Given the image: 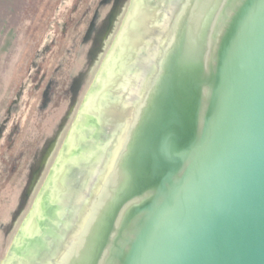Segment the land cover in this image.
Segmentation results:
<instances>
[{
	"label": "water",
	"instance_id": "obj_1",
	"mask_svg": "<svg viewBox=\"0 0 264 264\" xmlns=\"http://www.w3.org/2000/svg\"><path fill=\"white\" fill-rule=\"evenodd\" d=\"M130 1L0 0L1 264H264V0Z\"/></svg>",
	"mask_w": 264,
	"mask_h": 264
},
{
	"label": "flooded vegetation",
	"instance_id": "obj_2",
	"mask_svg": "<svg viewBox=\"0 0 264 264\" xmlns=\"http://www.w3.org/2000/svg\"><path fill=\"white\" fill-rule=\"evenodd\" d=\"M118 1H119V2H122L123 0H118ZM131 1H132V0H131ZM131 1H130V4H131ZM130 4H129V6H130ZM128 9H129V7H128ZM113 17H114V16H113ZM113 17H111V21H113V19H114ZM54 164H55V163H54ZM44 184H45V183H44ZM43 186H44V185H43ZM43 186H42V187H43ZM41 189H42V188H41ZM40 191H41V190H40ZM39 193H40V192H39ZM38 195H39V194H38ZM27 217H28V216H27ZM27 217H26V218H27ZM25 220H26V219H25ZM25 220H24V221H25ZM23 223H24V222H23Z\"/></svg>",
	"mask_w": 264,
	"mask_h": 264
},
{
	"label": "trees",
	"instance_id": "obj_3",
	"mask_svg": "<svg viewBox=\"0 0 264 264\" xmlns=\"http://www.w3.org/2000/svg\"><path fill=\"white\" fill-rule=\"evenodd\" d=\"M128 1V0H127ZM105 50H107V48L105 49ZM104 50V51H105ZM95 78V77H94ZM94 80V79H93ZM26 218V217H25ZM16 234H17V232H16ZM14 237V236H13ZM12 243V242H11ZM9 250V249H8ZM8 250H7V252L5 253V257H6V255H7V253H8ZM2 263V260L0 261V264Z\"/></svg>",
	"mask_w": 264,
	"mask_h": 264
}]
</instances>
